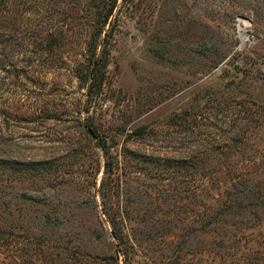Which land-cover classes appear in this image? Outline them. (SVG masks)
I'll return each instance as SVG.
<instances>
[{
    "label": "rangeland",
    "instance_id": "1",
    "mask_svg": "<svg viewBox=\"0 0 264 264\" xmlns=\"http://www.w3.org/2000/svg\"><path fill=\"white\" fill-rule=\"evenodd\" d=\"M0 264H264V0H0Z\"/></svg>",
    "mask_w": 264,
    "mask_h": 264
},
{
    "label": "trees",
    "instance_id": "2",
    "mask_svg": "<svg viewBox=\"0 0 264 264\" xmlns=\"http://www.w3.org/2000/svg\"><path fill=\"white\" fill-rule=\"evenodd\" d=\"M115 6L116 4L114 3L112 8L108 12H112ZM104 50H107V48ZM107 68H108L107 54L105 52H102L98 56L97 61L94 63L90 71V85L88 88V97L91 100L100 93L106 79Z\"/></svg>",
    "mask_w": 264,
    "mask_h": 264
}]
</instances>
